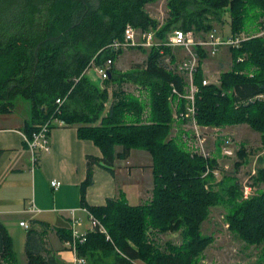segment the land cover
<instances>
[{
	"label": "trees",
	"instance_id": "1",
	"mask_svg": "<svg viewBox=\"0 0 264 264\" xmlns=\"http://www.w3.org/2000/svg\"><path fill=\"white\" fill-rule=\"evenodd\" d=\"M156 1L0 0V116L11 114L16 100L23 99L30 114L26 136L56 116L66 126L76 127L78 139L91 141L100 150L101 158L87 156L86 176L79 187L80 206L106 229V234L90 231L85 242L77 245V256L86 264H198L213 242L211 235L202 233V224L218 205L228 208L229 231L246 246L259 247L255 264H264V156L258 159L249 198H242L233 178L213 182L216 158L192 154L180 143L181 136L171 135L174 122L185 123L179 118L185 100L172 95V89L183 94L185 81L164 66L160 53L170 55L164 43L172 30L209 32L214 30V21L228 14L230 33L244 32L250 37L238 48H230L231 67L220 74L219 85H202L206 56L200 53L194 76L198 89L195 120L202 128L246 124L260 134L264 146V101H251L264 93V0H168V18L156 31L159 45L148 50L144 67L119 74L113 60L123 50L108 46L123 40L126 26L156 30L158 23L145 11L147 4ZM247 20L258 26L257 33L245 29ZM109 59L106 87L101 89L87 71ZM124 82L143 91L147 102L125 92ZM115 84L117 88L108 91ZM64 97L56 112V100ZM131 150L151 157L150 197L129 204L120 194L105 205H87L85 195L93 184L94 166L113 176L114 162L126 160ZM237 155L245 159L243 148ZM261 185L260 190L254 189ZM174 232L181 236L179 244L158 241L160 234ZM61 236L69 239L70 231ZM41 251L28 230L27 264H55L53 257L45 259ZM16 261L12 239L0 221V264Z\"/></svg>",
	"mask_w": 264,
	"mask_h": 264
},
{
	"label": "crops",
	"instance_id": "2",
	"mask_svg": "<svg viewBox=\"0 0 264 264\" xmlns=\"http://www.w3.org/2000/svg\"><path fill=\"white\" fill-rule=\"evenodd\" d=\"M25 110L23 115L12 112L0 116V150L3 151L0 156V221L6 229L16 216L18 227L24 229L20 222H28L29 230L42 247V257H53L55 264H77L61 234L70 231V210H75V217L82 221V230L88 226L86 214L79 211L82 208L79 187L86 176L87 156L101 158V152L91 141L78 139L75 126L55 127L49 137L50 150L40 154L37 166L32 169L30 152L24 145V128L30 120L29 106ZM211 154L217 155L212 151ZM150 166L149 154L137 150H131L126 160L114 162L113 176L94 166L93 184L85 195L87 205L102 206L120 194L129 204L130 200L143 203L152 189ZM52 180L60 182L56 190L50 186ZM31 204L40 212H28ZM24 231L17 238L27 264L28 230Z\"/></svg>",
	"mask_w": 264,
	"mask_h": 264
},
{
	"label": "rangeland",
	"instance_id": "3",
	"mask_svg": "<svg viewBox=\"0 0 264 264\" xmlns=\"http://www.w3.org/2000/svg\"><path fill=\"white\" fill-rule=\"evenodd\" d=\"M167 2L168 0H157L156 2L149 3L145 6L146 13L151 19L158 23V27L163 26L168 18ZM229 22L230 18L228 14H225L220 21L213 22L214 30L221 36H229ZM245 29L253 34L259 31L258 26L251 20L246 21ZM175 51L179 55H183L182 50L176 49ZM147 52L148 49H146V53H143L139 49H130L127 51L123 50L121 53L115 56L113 60V67L119 74H127L134 72L135 70H139L144 67L147 61ZM205 56L206 58L202 63L203 75L220 77V74L223 71H227L231 67L229 47L221 48L217 55L207 56L205 54ZM177 57L179 59L181 58L179 56ZM87 75L93 82L97 83L101 89L106 87L104 81L99 79L95 70L88 71ZM114 88H117L116 84L114 86L110 85L108 87V91L114 90ZM122 88L125 92L132 93L136 96L139 95L141 99L147 102L144 92H141L140 89H138L133 83L124 82L122 84ZM26 106H29L27 101L23 99H17L15 111L13 112H15L17 115H23L24 112H26ZM172 112L173 117L176 120L177 113L174 106H172ZM184 124L174 122L171 135L174 136L177 134L178 137L181 136L180 143L182 142L189 152L195 154L191 148L193 146V138H191L190 135H184L181 133V131H186V129H188V127H186L187 124ZM190 132L188 131L187 133L189 134ZM225 133L233 134L236 141V155L229 159L221 158L217 146L218 141L222 142L223 135ZM206 140L208 149L212 152H215V155L217 154L214 157L216 158V161L218 159L222 164V167L219 169V176L213 178V182H219L222 177L233 178L236 180L241 195L243 196L244 183L248 179L251 183V192H253L252 177L250 179L249 175L251 172L256 174L257 168L259 167L258 159L259 157L264 156V146L261 143L260 134L250 129V127L246 124L224 128L212 127L208 128L206 131ZM241 148H243L246 154L244 160L239 159L237 155ZM237 162H241L238 168H236ZM229 183L230 182L226 183L227 186H230L228 185ZM231 183L234 184L233 182ZM261 187L262 185L257 186L254 189H259ZM51 193L52 192H50V195ZM130 204H136V202H132V200H130ZM227 212L228 208L226 206L218 205L213 207L211 208L208 219L203 222L201 231L204 235H211L213 242L205 249L198 261V264H255L260 251L259 247L244 245L242 241H240L235 235H233V233L229 231L228 224L225 221V215ZM18 220L19 219L17 216L14 217V220H12L13 222H10L7 229L13 237V251L17 260V264H26L25 257L22 255V245L19 243L17 238L18 234L23 235L25 231L24 229L18 227ZM158 241L161 243L171 241L175 244H179L181 241V236L178 232L160 234L158 236Z\"/></svg>",
	"mask_w": 264,
	"mask_h": 264
},
{
	"label": "built area",
	"instance_id": "4",
	"mask_svg": "<svg viewBox=\"0 0 264 264\" xmlns=\"http://www.w3.org/2000/svg\"><path fill=\"white\" fill-rule=\"evenodd\" d=\"M156 30L149 29L141 31L132 26H126L124 29V37L122 41H114L108 47L113 51L118 50H130V49H151L159 45V40L156 38ZM263 33V32H262ZM249 35L244 32L238 34H229V36L224 37L218 34L215 30L212 31H183L180 29H174L168 34V38L164 45L166 48L170 49V55L174 58L172 61L171 56L164 55L163 50L160 51L162 54V60L164 66L179 75L183 76L185 81L184 93L180 94L175 88L172 89V95L178 96L185 100L184 110L179 113V118L185 120L186 131L191 130L189 135L193 138L192 151L203 157L204 159L210 158L211 151L207 147L206 131L208 128L200 127L195 120V94L197 93V86L194 83V76L200 64V53L206 54L207 56L217 55L221 48H238L244 40L249 39ZM180 49L183 51V55H179L175 50ZM181 57L180 59L177 57ZM112 61L107 60L102 66L94 67L93 70L97 73L99 79L104 81L108 77V70L110 69ZM89 71V70H88ZM87 71V73H88ZM201 83L203 86L214 84L219 85V77H211L208 75H203ZM66 97L59 98L56 100L57 111L60 106L64 103ZM252 100L264 101V93L258 94ZM66 126V123L59 117L52 116L45 122L37 125L36 130L32 132L31 136L28 137L24 135V143L31 156V165L34 169L38 162L41 153H46L50 150L49 137L52 129L55 127ZM235 138L231 133H225L223 135L222 142H219L218 149L219 154L222 159L233 158L236 155L237 148L235 149ZM217 168L213 169L212 175L214 178L219 176V169L222 167L220 160L217 159ZM226 167V166H224ZM209 171V169H208ZM207 174V173H206ZM204 174V176L206 175ZM251 172L249 178L254 176ZM60 185L57 180H52L50 186L53 190H56ZM251 183L247 179L244 183L243 188V199H247L252 194ZM86 214L88 220L87 228L82 230V221L75 217V210H70L71 216V228H70V238L65 241V245L69 251L76 257L77 264H86L84 258L77 256V245L82 244L86 240V236L90 231L97 230L100 233L106 234V229L86 208H80ZM28 212L32 214L39 213L40 210L31 204L28 208ZM26 230L30 229L28 222H20L19 224Z\"/></svg>",
	"mask_w": 264,
	"mask_h": 264
}]
</instances>
